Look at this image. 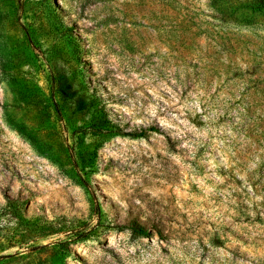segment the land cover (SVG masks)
Instances as JSON below:
<instances>
[{
    "label": "rangeland",
    "instance_id": "obj_1",
    "mask_svg": "<svg viewBox=\"0 0 264 264\" xmlns=\"http://www.w3.org/2000/svg\"><path fill=\"white\" fill-rule=\"evenodd\" d=\"M223 17L210 0H0V209L70 221L8 240L0 218V264H264V18ZM103 110L145 136H113ZM132 223L151 237L116 228Z\"/></svg>",
    "mask_w": 264,
    "mask_h": 264
},
{
    "label": "trees",
    "instance_id": "obj_2",
    "mask_svg": "<svg viewBox=\"0 0 264 264\" xmlns=\"http://www.w3.org/2000/svg\"><path fill=\"white\" fill-rule=\"evenodd\" d=\"M210 6L214 7L222 15H224L223 20L227 23L233 22L235 24H241L245 26L255 25L258 18H264V0H210ZM3 64L0 61V68ZM57 92L61 98L64 100H75V93L72 90L71 84L65 75L60 74L57 78ZM102 122H99L100 126H107L109 128L115 129L113 136L122 135L130 136L132 138H141L145 136V131L141 132H131L124 133L119 129V127L113 124L108 118L107 114L102 113ZM150 131H157L156 128H149ZM101 146V145H100ZM100 148V147H98ZM0 218L9 223H14L16 225L15 234L9 236L11 240L15 239L16 235L25 234L26 230H39L41 236H50L63 232L68 228L70 221L66 218H57L54 221H48L42 217H37L33 219H27L24 214L23 204L18 200L7 198V203L0 209ZM4 221V222H5ZM115 228V227H114ZM120 231L129 230L133 238H148L151 237V231L139 224L132 223L128 226H118L116 227ZM85 232L74 234L73 239L59 242L56 245L57 252L63 255V257L69 256V247L77 242L84 241L90 238V235H84ZM7 258V256H1L0 260Z\"/></svg>",
    "mask_w": 264,
    "mask_h": 264
}]
</instances>
